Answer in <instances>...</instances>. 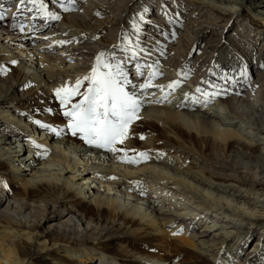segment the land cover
<instances>
[{"label": "bare ground", "instance_id": "obj_1", "mask_svg": "<svg viewBox=\"0 0 264 264\" xmlns=\"http://www.w3.org/2000/svg\"><path fill=\"white\" fill-rule=\"evenodd\" d=\"M243 1L182 0L177 7H171L168 0H86L81 3L79 0H36L35 4L31 0H24L23 4L21 0H0V12H8H3L6 19L19 13L18 19L22 16L29 19L31 28L36 24L34 31L41 27L38 24L50 25L58 16L60 21L51 25L53 30L49 34L65 37L60 55L75 63L48 71L43 68L44 65L37 66L33 59L37 53H15L12 47L16 43L22 49L28 47L29 37L22 36H33L39 31L20 33L15 22L16 29L12 32L21 37L13 36L9 22L2 15L0 192L3 193H0V264H38L31 256L32 248L50 256L53 259L51 264H252L262 258L260 255L258 258V253H253L244 262H237L245 246L227 248L228 241L234 238L233 235L246 237L248 234L251 237L252 227L246 228L243 223L238 225L231 219L225 221L230 230L225 236H222V232L210 238L213 231L221 228L218 223L202 234L195 233L189 237L186 230L187 235L182 234L186 226L198 231V225L204 222V217L199 216L200 212L207 216L203 210L209 206L225 214L231 212L240 220H250L255 225L264 223V214L260 211L247 212L236 205L237 196H242L264 208V198L261 199V196L264 197V53H261L264 47L255 48L259 41H264V12L259 13L262 9L256 11L255 6L263 8L264 1L245 0L246 5ZM183 2L185 7L182 6ZM54 4L61 5H58L59 10ZM154 7L158 12L154 11ZM161 9L162 12L159 11ZM241 9H248L250 13L247 16L254 18V29L241 25V31L248 34L249 40L241 41L242 44H224L227 24L222 23L223 17L227 15L233 19ZM163 16L168 25L158 27L161 26L160 21L155 19L161 20ZM205 24L220 27V39H214L216 31H206V27L202 29ZM154 28L161 38L151 35ZM109 30L112 34L115 32L114 39L106 36ZM1 34L6 37H1ZM45 35L47 39L48 33ZM121 43L141 47L144 58L156 61L155 67L162 72L151 74L152 69L148 75H144L138 70L132 76L131 69H127L130 74L123 71L129 81L124 85L125 90L134 94L139 101V119L130 126L128 139L122 145H116L126 152H112L87 143L81 134L72 135L68 127L70 118L64 115L71 104L62 105L55 90L75 86L77 79H80L79 91L84 93L89 81L83 80V77L90 75L93 67L97 66V58L100 57L101 65L105 62L117 65L116 61L105 55L111 53L113 57L112 50L117 45L118 50L124 49ZM201 43H204L202 53L194 59L192 53ZM57 47L61 46L58 44ZM210 47L220 54L221 60L222 55L230 58L223 60L225 64L216 62V58L208 60ZM226 47L233 51L224 53ZM250 47L254 49L248 51ZM39 48V52L46 51L41 49L42 46ZM254 55L259 60L252 62ZM46 58L54 60L52 56ZM236 61L243 64L241 73L245 75L228 71L223 74L217 69L221 65L236 67ZM155 67L154 70L158 71ZM100 71L106 69L101 66ZM168 72L175 74V77L166 76ZM187 76L191 77L192 85L181 82ZM234 77L238 82L234 80L233 84L230 81ZM218 80H221V84ZM174 81L179 83L169 88ZM146 83L149 86L142 88L141 85ZM149 88H152L151 91ZM198 88L200 91H197ZM233 88H238V91H233L235 98L230 96ZM194 92L202 93L200 97L195 95L194 99ZM75 97H72L71 103L76 101ZM243 98L254 102L248 106ZM10 111L20 119L30 121V124L18 125ZM52 128L57 131H52ZM47 130L45 138L38 143L34 138L36 131L43 134ZM49 132L53 135H49ZM57 136L62 138L57 139ZM24 139L33 140L31 143L44 151L39 154L35 151V157L29 151L26 154L29 147L18 149L14 145L17 140L23 142ZM50 140H54L55 145ZM59 144L66 145L67 149L60 148ZM74 152L91 154L93 160L86 162L81 155L74 156ZM138 153H146V158L137 157L138 162H128ZM43 158L48 162H63L64 166L51 169L54 165L51 163L37 167L36 160ZM97 160L103 162L97 163ZM108 161L112 164H105ZM117 161L124 162L126 165L123 166L132 170L124 171L113 165ZM156 165L170 168L174 176L163 170L161 175ZM52 171H55L53 175ZM70 172L82 174L83 183L76 182L74 175H64ZM92 179L100 181V184L114 185L129 196H119L116 192H110L109 188L101 190L98 187L94 190L93 187L84 186ZM186 180H192L204 188H215L217 194L211 196ZM170 182L174 186L173 196L190 200L189 207L193 204L200 206L197 209L199 214H164L151 206L144 209V203L138 204L136 201L135 197L141 196L153 199L160 205L176 206L172 196L166 200L165 195H159L150 187V184H155L167 189L172 186ZM257 184L262 186L263 191L257 190ZM249 187L251 191L245 189ZM164 211L171 212L169 207ZM175 221H178L175 228H169ZM131 246L142 249L131 250ZM59 250L66 253L60 255Z\"/></svg>", "mask_w": 264, "mask_h": 264}, {"label": "rangeland", "instance_id": "obj_2", "mask_svg": "<svg viewBox=\"0 0 264 264\" xmlns=\"http://www.w3.org/2000/svg\"><path fill=\"white\" fill-rule=\"evenodd\" d=\"M86 0H79V2L81 3V2H85ZM169 1V4L171 5V7H174V6H172V3H173V5H176L177 3L176 2H178V4L180 5V3L179 2H182V0H168ZM259 1H264V0H259ZM245 2V3H244ZM183 5L182 6H184L185 7V2H183L182 3ZM243 4L244 5H246V1L244 0L243 1ZM56 4H54V6H55ZM57 6V5H56ZM256 7V11L257 10H259V9H262V10H260L259 11V13L260 12H264V7L263 8H261V7H259V6H255ZM257 7H259V8H257ZM153 8V7H152ZM163 9V8H162ZM162 9H161V12H162ZM239 9V8H238ZM157 11L158 12V10H157V7H156V9H155V7H154V11ZM3 12H4V14H6V13H8L6 10L4 11H1L0 13H1V15H3ZM153 12V11H152ZM9 13H12L11 11H9ZM179 13V12H178ZM249 13H250V11L248 10V9H246V10H244V11H242V9H241V12L240 13H237V14H235L234 15V18L233 19H229V16H225V17H223V21H222V23L224 22V23H226L227 24V28H226V30L224 31V44H229V45H233L234 43H240L241 41H248L249 40V36H248V34H246L244 31H241V29H242V26H246V27H251V28H253L254 29V23H253V21H254V18H253V16H250V19H249V16H247V15H249ZM258 13V14H259ZM237 15H239V16H237ZM4 16V15H3ZM13 16V15H12ZM12 16H10V17H8L7 19H6V17L4 16V19L6 20V21H8L9 22V24H10V28H11V30H10V33H12L13 34V32H12V30H14V29H16V25H15V22L17 21V19L19 18V13L18 14H14V17H12ZM152 16H154L153 15V13H152ZM162 19L163 18H165L164 16L163 17H161ZM195 18H198L197 16H195ZM236 18V19H235ZM155 19V18H154ZM252 19V20H251ZM164 20V19H163ZM174 20V19H173ZM177 20V19H176ZM250 20H251V22H250ZM60 20L59 19H57V20H54V22H52V23H50V25L47 23L46 25H40V24H38L37 26L38 27H40L39 29H37L38 31H34L33 29H30L31 27H30V25H29V22H28V25H27V28H25V19L23 18V16L22 17H20V19H19V24H20V29H26V33H39V34H35V35H33V36H31V35H29V34H27V35H24V36H22V37H29V39H28V47H26L25 49H22L21 48V46L20 45H18L17 43H16V45H14L12 48L14 49V52L15 53H17V54H19L20 53V55H21V53H24V55H34V54H36L37 53V56L36 57H34L33 59H35L36 60V64H37V66H43V68L44 69H48V71H52L51 69H57V68H61V67H63V68H66L69 64H75V63H72V61H70V60H68V59H64V58H62L61 57V55H60V52H59V50H61L62 48H63V45H64V41H65V37L64 36H62V35H56V34H54V36H52V35H50L49 34V32H50V30L52 29L53 30V28H51V25L53 26V25H55L56 23H58ZM155 21H157V22H161V20H156L155 19ZM164 22H165V25L167 24V22L164 20ZM249 22L251 23V24H249ZM154 23V22H153ZM160 24H162V23H160ZM237 24V25H236ZM253 24V25H252ZM154 25H155V23H154ZM168 25V24H167ZM242 25V26H241ZM248 25V26H247ZM116 27H117V25H115ZM259 26H261L260 24H259ZM263 26V25H262ZM158 27H162V26H158ZM205 27H206V31H209V32H211L212 30L213 31H216V33L214 34V39H220L219 38V32L222 30V29H220V27H215L214 25H210V24H205V25H203L202 26V29H205ZM44 30H43V29ZM110 30H111V28H109ZM262 29H264L263 27H262ZM108 31L107 32V34H106V36L107 37H109V38H111V39H114V37H115V32L112 34L111 33V31ZM196 30H199V28H197ZM21 32V31H20ZM152 33H151V35H153V36H156L157 38H161L159 35H158V32L159 31H155V28H154V30L153 31H151ZM161 32V31H160ZM199 32V31H198ZM48 33V35H49V37L46 39V38H44V37H46L47 35H45V34H47ZM54 33H57V32H54ZM157 33V34H156ZM11 35V34H10ZM13 36H18V37H21L20 35H18V34H16V35H14L13 34ZM1 37H6L4 34H1ZM60 37H61V39H60ZM37 38V39H36ZM35 40H37V42H34ZM52 41V42H51ZM61 41V42H60ZM213 41V40H212ZM215 41V40H214ZM31 42V43H30ZM51 43V44H50ZM54 44H56V46H53ZM60 45L61 47H57V45ZM120 43H118V45H119ZM240 44H242V43H240ZM244 44V43H243ZM258 44H259V46H258ZM257 44V46L255 47V48H257V49H260L261 47L263 48L264 47V41H259V43ZM75 45H78L77 43L75 44ZM118 45H117V47H118ZM203 45H204V43H201V45L199 44L198 45V47L196 48V49H194V52L192 53L193 54V56H194V59L195 58H198L199 57V55L202 53V47H203ZM261 45V46H260ZM41 46H42V48H41ZM43 46H45V47H43ZM38 47H40L41 49H46V51L43 53V52H39L40 50H38ZM50 47L52 48V49H50ZM56 47V49H54ZM117 47H115L116 49H114V50H112V51H116V50H118V48ZM17 48H18V51H17ZM30 48H33V49H30ZM39 48V49H40ZM227 48V50H225V52L224 53H228L229 51H233V49L232 48H229V47H226ZM20 49V50H19ZM210 49V51L208 52V55H207V58H208V60H209V58L210 59H214L215 60V58H216V62L218 61V62H220L221 61V63H224L225 64V61H223V60H221L220 59V54L219 53H217V52H215V54H214V50L213 49H211V47L209 48ZM254 48H249V50L248 51H250V50H253ZM128 50V48L127 47H125L123 50H120V51H122V53H125L126 51ZM23 51V52H22ZM26 51V52H25ZM227 51V52H226ZM19 52V53H18ZM34 52V53H33ZM198 52H199V54H198ZM261 53H264V49L261 51ZM126 54V53H125ZM236 54V53H235ZM249 54V53H248ZM43 56L45 57H49V56H52V57H54V60L52 61H50V60H48V58H46L45 57V60H43L44 58H43ZM106 56V58H108L109 56H111V54H109V56H108V54H106L105 55ZM126 56H127V54H126ZM210 56V57H209ZM250 56V55H249ZM192 58V57H191ZM227 58V59H226ZM226 58H224V59H226V60H228L230 57H228V56H226ZM264 58V55L262 56V59ZM47 59V60H46ZM222 59H223V57H222ZM111 60H112V58H111ZM208 60H206V64L208 65ZM44 61V62H43ZM48 61V62H47ZM76 61V60H75ZM113 61V60H112ZM57 62V63H56ZM113 62H115V61H113ZM117 62V61H116ZM213 62V61H212ZM54 63V64H53ZM56 63V64H55ZM58 64V65H57ZM245 64V63H244ZM50 65V66H49ZM60 65V66H59ZM58 66V67H57ZM66 66V67H65ZM226 66L225 65H221V66H219L217 69H218V71H220V72H222L223 74L225 73V70H223L224 68H225ZM255 67V66H254ZM256 68H257V66H256ZM255 68V69H256ZM262 69H263V67H261ZM70 69V68H69ZM260 69V68H259ZM253 70V69H252ZM153 72H157V73H159V71H155L154 70V68H153ZM153 72H151V74L153 73ZM230 72V71H229ZM170 72H168V75H166V76H171V77H175V74H169ZM43 74H45V71L43 72ZM42 74V75H43ZM164 74H165V72H164ZM212 74V73H211ZM210 74V75H211ZM222 74V75H223ZM235 74V73H234ZM213 75V74H212ZM44 76V75H43ZM194 77V76H193ZM159 79H161V78H159ZM190 79H191V77L190 76H187L186 78H184V79H182L181 80V82H185L187 85H192L191 84V82H190ZM202 79V78H201ZM200 79V82L203 80H201ZM234 80L235 81H237V78H232L231 79V81L230 82H232L233 84L235 83L234 82ZM141 82V81H140ZM218 82H219V84H221V80L219 81L218 80ZM238 82V81H237ZM241 83V82H240ZM151 89L152 88H149L148 90H150L151 91ZM219 89H223V90H225L224 88H219ZM226 89H228V87L226 88ZM233 91H238V88H233V90L232 91H230V92H233ZM200 93V94H199ZM194 92V94H193V96L192 97H194V98H196V96L197 97H200L201 96V93L202 92ZM227 93V92H226ZM196 95V96H195ZM79 96V95H78ZM78 96H76L74 99L76 100L74 103H77V101L78 100H80L81 99V96L80 97H78ZM230 96H232L233 98H235L236 97V93L235 92H233V93H230ZM237 100V99H236ZM74 101V100H73ZM243 101H244V104H247L248 106H250V104L251 103H253L254 101H251V100H249V99H245V98H243ZM251 101V102H250ZM214 103H215V101H214ZM4 111H5V109H3ZM10 114H12V117H15V119L18 121V125H23V124H25V123H27V122H29V124H30V121H28V120H25V119H20L19 117H17L16 115H14V113H12L11 111H10ZM21 120V121H20ZM1 122H4V121H1ZM47 132H48V130L47 131H44L43 132V134H42V131H36V134H35V140L38 142V143H40L41 141L40 140H42V139H44L45 138V136H46V134H47ZM49 135H53V133L52 132H49ZM32 137H33V134H32ZM60 137L61 136H57V139L59 138L60 139ZM28 138H30V137H28ZM62 138V137H61ZM33 139V138H32ZM54 140H50V142L52 143V145L54 144L55 145V143L53 142ZM24 142H25V144L23 143V145L24 146H26V148L27 147H29L28 148V150L26 149V154L27 153H29L32 157H35L34 156V152L36 151V154H39V153H41V152H43V149L41 148V147H36V145H33L32 143H31V141L30 140H28V139H24ZM17 145V147H18V149L19 148H22V147H19L18 145H20V141H16L15 143H14V145ZM23 146V147H24ZM60 148H62V149H67V146L66 145H61V144H59L58 145ZM34 149L35 148V150H32V149ZM22 150V149H21ZM70 150V149H69ZM23 151V150H22ZM29 151V152H28ZM73 154V153H72ZM79 154V152H74V156L76 155V157H80V155H81V158H83L84 159V161H88V159H89V161L90 160H93L92 158H93V155H91V154H83L82 152H80V154ZM89 155V156H88ZM84 156V157H83ZM89 158H88V157ZM91 157V158H90ZM45 159L46 158H43V159H41V161L40 160H36V166L37 167H40V166H42V165H46V164H53L54 163V165H52V168L51 169H58V167L60 166V167H62V166H64L63 165V162H54V161H45ZM97 163H101V162H103L102 160L101 161H99V160H97L96 161ZM118 162V163H117ZM115 164H113V165H116L117 167H120L122 170H124V171H131L132 169L130 168V169H128V168H125V166H123V164H125L124 162H119V161H117ZM62 163V164H61ZM65 164V163H64ZM105 164H108V165H110V164H112L111 162H106ZM126 165V164H125ZM156 166H158V165H156ZM45 167V166H44ZM171 167V166H170ZM156 170L162 175V170L164 171V172H167V173H169V175H172V176H174V174H173V170H170V168H166V167H157L156 168ZM21 172H23V171H21ZM55 171H52L51 172V174L53 175V173H54ZM226 174H232V173H229V172H225ZM76 174V175H75ZM64 175H74V176H76L77 178H75V179H77L76 180V182H82L83 183V181H82V179H84V178H81L82 177V174H78V173H75V172H70V173H66V174H64ZM79 177V178H78ZM85 179H87L88 180V178H85ZM187 182H189L191 185H193L194 187H199L200 188V190L201 191H205V192H208V193H210V195L211 196H216V194H217V191H215V188H212V189H209V188H204V187H202L201 185H198V184H196L195 182H193L192 180H186ZM107 185H109V186H107ZM172 185V186H171ZM258 185V184H257ZM84 186H89V187H93V189L95 190V189H97L98 187H100L101 188V190H105V188L106 189H108L109 188V191L110 192H116L119 196H129V195H127L128 193H125V192H121V191H119V190H117L115 187H114V185H110V184H107V183H101L100 184V181H98V180H93L92 179V182H89V181H87L86 182V184L84 185ZM105 186V187H104ZM170 188H167V189H164L163 187L161 188V187H157V186H155V184H150V187H151V189L152 190H154L156 193H158L159 195L161 194H163V195H165L167 198H166V200H168L169 199V196H167V194L166 193H168V195L170 194V189L172 190V192L173 193H175V191L173 190V184L170 182ZM251 187H249V188H245V189H248L249 191H251V189H250ZM112 189V190H111ZM218 190V189H217ZM257 190H259V191H263V189H262V186H260V185H258V188H257ZM1 191H2V189H1ZM107 191V190H106ZM0 193H3V192H0ZM125 193V194H124ZM262 193H264V191L262 192ZM212 194H214V195H212ZM177 196V195H176ZM141 196H139V197H135V199H137L136 201L138 202V204H140V203H144V206H143V208L145 209V207H147V206H151V208L152 209H154L155 211H159V212H161V213H163L164 212V214H174V215H179V214H182V213H185V212H188L189 214H191V213H198V211H197V209H200L199 207L200 206H196V204H193L191 207H189V203H188V201H190V200H188L187 198H179V199H176L175 198V200H172V202H173V204L174 205H176V206H170V204H166V206L164 205V204H161L160 205V203H156L155 201H153V199H150V198H148V197H141ZM240 197V198H239ZM222 198H225L224 196L222 197ZM242 198V199H241ZM252 198H253V196H252ZM264 197L263 196H261V199H263ZM86 200H88V198H87V196H86ZM170 200V199H169ZM201 201L202 199H197V201ZM254 200V199H253ZM193 201V200H192ZM169 202V201H168ZM196 202V201H195ZM198 203V202H197ZM168 205V206H167ZM178 205V206H177ZM236 205H237V207H239L240 209H244L243 211H247V212H251L252 210V212L253 213H259L258 211H260L262 214H264V208H261L259 205H257L254 201H252V200H249V199H247L246 197H242V196H237V199H236ZM201 206H204V205H201ZM166 207H169L170 208V210H171V212H169V211H164L165 210V208ZM242 207V208H241ZM204 214H207V216H203V213H201L200 212V215L199 216H201V217H204V222L202 223V224H200V225H198L199 227L197 228L198 229V231L197 230H194V231H192L190 228H188L187 226H186V228L184 229L183 228V230L182 231H184L182 234H186L185 233V230L187 231V233H188V235L187 236H189V237H192V235H194L195 233L196 234H202L204 231H206L207 229H212L211 227H213V225L214 224H219L220 225V227L221 228H217L215 231H213L212 232V236L210 237V238H213V236H215V235H218V234H220L221 235V233H222V236H225L224 234H228V232L230 231L229 230V227L227 228V223H225V221H227V219H231L232 221H234V222H237V224L239 225L240 223H243L245 226H246V228H248V226H251L252 227V230H251V237L250 236H248V234L246 235V237H242L241 235H233L234 236V238H230V240L228 241L229 243H228V245H227V248H229V246H230V248L232 247V246H235L236 248L237 247H239L240 245L241 246H245L244 247V249H243V253H242V256L240 257H237V262L238 263H242V262H244V260L246 259V257L248 256V255H250V254H253V253H258V258L261 256L262 258L261 259H256L254 262H252V264H263L264 262V223H262L261 225L260 224H258V225H255L254 223L252 224V223H250V220H240L239 219V216H234L233 214H231V212H226V214L225 213H222V211H217L216 209H215V207L214 208H210V206L209 207H204ZM199 214V213H198ZM212 214V215H211ZM181 216V215H180ZM224 217V218H223ZM225 217H227V218H225ZM219 219V220H218ZM177 223H178V221H175L174 223H173V225H172V227H169V228H175V226L177 225ZM193 224V223H192ZM222 226H225V227H222ZM256 228V229H255ZM245 229V228H244ZM244 229H242V231L244 230ZM191 230V231H190ZM180 231V230H179ZM209 231H211V230H209ZM236 231V230H235ZM190 233V234H189ZM192 233V234H191ZM233 236H231V237H233ZM259 238H260V242H258V240H259ZM257 242V243H256ZM262 242V243H261ZM199 243V242H198ZM260 247H259V246ZM132 248H131V250H134V249H136V251H140L142 248H138V250H137V248H134L133 246H131ZM39 248V247H38ZM263 248V249H262ZM58 252H60V255H64L65 253H66V251L65 250H59ZM231 254L232 255H234V253H233V251L231 252ZM68 255V254H67ZM260 255V256H259ZM31 256L32 257H35V259H36V262L38 263V264H44V263H49V264H51L52 262H51V260H53L50 256H47L46 255V253H44V252H41L40 250H35V249H33L32 248V251H31ZM236 256V255H235ZM261 262V263H260ZM208 264H209V262H207ZM114 264V263H113Z\"/></svg>", "mask_w": 264, "mask_h": 264}, {"label": "snow or ice", "instance_id": "obj_3", "mask_svg": "<svg viewBox=\"0 0 264 264\" xmlns=\"http://www.w3.org/2000/svg\"><path fill=\"white\" fill-rule=\"evenodd\" d=\"M31 2L35 4L36 0H31ZM23 3L24 0H21V4ZM2 18L3 16L0 15V19ZM54 18L59 19L58 16ZM101 66L106 71H100ZM83 80L89 81L84 93L79 91L82 83L80 79H77L75 86H64L55 90L62 105L71 104L64 115L70 118L68 127L72 130V135L81 134L87 143L112 152H126L125 149H118L116 145H122L128 139L130 126L134 120L139 119L137 113L140 104L134 94L125 90L124 85L129 81L120 69V65L106 62L101 65L100 57H98L97 66L93 67L91 74L83 77ZM178 83L174 81L168 87L172 88ZM148 86V83L141 85L142 88ZM197 91L200 89L198 88ZM77 95L81 96V99L77 103H71L72 97ZM51 130L57 131L55 128ZM140 138L143 139V137ZM146 155V153H138L136 157L129 158L128 162L136 163L138 162L137 157L146 158Z\"/></svg>", "mask_w": 264, "mask_h": 264}]
</instances>
